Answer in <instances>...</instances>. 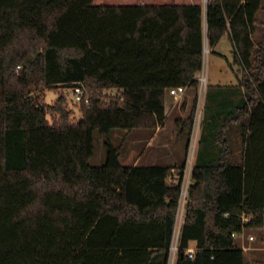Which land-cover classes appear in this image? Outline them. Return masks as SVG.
Masks as SVG:
<instances>
[{"label":"trees","instance_id":"16d2710c","mask_svg":"<svg viewBox=\"0 0 264 264\" xmlns=\"http://www.w3.org/2000/svg\"><path fill=\"white\" fill-rule=\"evenodd\" d=\"M206 24L211 48L230 36L244 99L214 127L216 159L193 168L176 264H248L236 235L264 228V0H209ZM204 47L203 0H0V264H169L182 179L169 183L170 164L123 165L112 134L163 127L168 91L198 88ZM79 82L93 96L81 119L62 95L50 123L36 93Z\"/></svg>","mask_w":264,"mask_h":264},{"label":"rangeland","instance_id":"374dc122","mask_svg":"<svg viewBox=\"0 0 264 264\" xmlns=\"http://www.w3.org/2000/svg\"><path fill=\"white\" fill-rule=\"evenodd\" d=\"M207 4L208 0H203L205 47L203 69L196 76L199 80V86L197 89L188 90L189 92L197 93L191 99L187 112L185 101H182V98L175 101L178 102L177 105H179L177 108L180 109L178 115L172 118L171 124L167 125L164 131V134L168 138V141L164 143L167 146L161 147L162 145L156 143L150 146L149 139L154 135L150 130H135L133 132L115 131L112 134V140L115 146L121 147L120 160L123 165L172 164L175 167L174 173L171 172L169 177V183L178 184L176 183L178 181L175 182L176 177L177 180L182 179V186H184L180 200V214H182L187 203H185V193L188 192L191 185L190 179L186 176V169L192 168L193 170L196 164V162L194 163L196 157H205L207 160L216 159L219 153V147L214 142V127L221 118H224L233 111L234 107L244 99V89L242 86L244 71L234 62V46L230 36L226 34L213 48L216 52H209L212 48L210 47L207 36ZM260 15L262 16L261 13ZM21 69L22 66H18L16 71L19 72ZM71 88L67 87L54 90L49 87H44L36 93L41 94L44 101L50 106L48 108V119L50 123H53L59 118L58 113L53 111L51 106L55 105L59 96L62 95L66 98L67 109L72 112L71 121L77 122L81 119V108L79 104L73 101ZM219 91L221 96L215 102L212 101L213 95ZM110 94H115V91H110ZM167 96L168 99L172 98L170 95ZM193 107H195L196 112L193 131L190 135L181 134L175 121L182 114L187 118ZM246 123L247 119H244L242 124ZM242 124L232 125L228 132V140L232 147L230 162L237 165L243 162ZM94 138L95 150L89 163L92 166H101L105 163L107 156L105 137L96 131ZM190 162L192 163L190 164ZM183 163H185V166L183 172H181ZM246 235L247 237L250 235L257 236V240H259L260 237L264 236V228L246 229ZM240 239H245V237L243 236L242 238V236H239ZM239 240L238 242H240ZM173 254L170 252L169 264H172L175 259ZM248 264H264V255L248 257Z\"/></svg>","mask_w":264,"mask_h":264},{"label":"crops","instance_id":"0c3cea01","mask_svg":"<svg viewBox=\"0 0 264 264\" xmlns=\"http://www.w3.org/2000/svg\"><path fill=\"white\" fill-rule=\"evenodd\" d=\"M212 51L216 52L215 50H213V48L209 52H212ZM189 89H194V88L193 87L185 88V90L182 94V97H181L182 101H185L184 103L186 105V112L189 109L191 99H193L194 95L197 93V92H194V93L189 92L188 91ZM167 95H170V94L168 93ZM167 95H166V108H167V114H168L167 115V121L163 127H159L155 131H152L154 133V135L151 137V139H149L150 140V143H149L150 146H153L154 143L162 145L161 147L167 146V144H164L168 141L167 135L164 134V131H165L167 125L171 124L172 118H175L176 115H178V113H179L180 108H177L179 105V104L177 105L178 102H175L176 100L173 97L168 99ZM220 96H221L220 91L215 93L213 95L212 101L215 102ZM183 115L184 114H182L180 116V118H185V116H183ZM197 160H198V158L196 157L194 160V163L197 162ZM191 163L192 162H190V164ZM170 165H172V164H170ZM133 166H135V165H133ZM174 171H175V168L172 169L173 173H174ZM192 172H193L192 168L186 169V173H187L186 176H188L190 181H192ZM190 176H191V178H190ZM187 198H188V194H187ZM185 207H186V205H185ZM185 207L182 211V214H180V210L178 211L176 228H175V233H174V237H176L179 240V245H180L182 230H183V226H184V217H185V210H186ZM176 229H177L178 233H177ZM239 236H242V238L244 236L245 239L239 240ZM257 238H258L257 236H253V235H250L249 237H247L246 230H244L241 234L236 235V243L239 247H241L244 250L245 257L247 260H248V257H254V256L257 257L258 255H261V254L264 255V236L260 237L259 240H257ZM238 240L240 242H238ZM189 247L196 250L197 249V241L196 240L190 241ZM250 251H252L253 253ZM177 258H178V256H177ZM177 258L175 259L176 261H177ZM175 260L172 262V264H176Z\"/></svg>","mask_w":264,"mask_h":264},{"label":"built area","instance_id":"2783aa9c","mask_svg":"<svg viewBox=\"0 0 264 264\" xmlns=\"http://www.w3.org/2000/svg\"><path fill=\"white\" fill-rule=\"evenodd\" d=\"M71 90L73 93V101L75 103H77V104H82V103L89 104L91 102L93 96L88 93L87 88L85 87V85L82 82L77 83L74 87L71 88ZM184 90H185V88H172L168 91V93L177 101L179 98L182 97ZM103 100H106V98L104 97ZM171 179H172V176H171ZM176 181H178V182H176ZM179 181L180 180H177V177H176L175 182L179 183ZM183 186H182V193H183ZM187 193L188 192L185 193L186 194L185 203L187 202ZM176 243H177V245H176ZM179 251H180L179 240L176 237H174L173 243L171 246V252H172V254L174 253L173 256L175 259L177 258ZM186 253L189 256V258L193 259L194 255L196 253V250L189 247L186 250Z\"/></svg>","mask_w":264,"mask_h":264}]
</instances>
